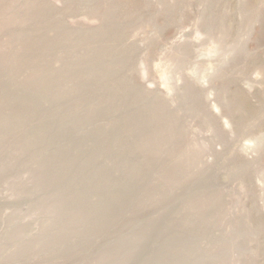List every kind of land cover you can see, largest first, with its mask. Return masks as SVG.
<instances>
[{
	"label": "bare ground",
	"instance_id": "obj_1",
	"mask_svg": "<svg viewBox=\"0 0 264 264\" xmlns=\"http://www.w3.org/2000/svg\"><path fill=\"white\" fill-rule=\"evenodd\" d=\"M106 1L94 2L103 8ZM111 1L106 2L101 15L102 27L80 32L76 26L78 33L57 18L51 1L53 6L43 0H0V38L5 37L0 42V264H62L69 259V264H127L133 260L138 264H203V259L210 263L218 255L223 256L217 264H264L258 260L264 257L262 220L241 217L235 221L240 233L250 225L263 235L256 254L245 261L232 258L233 239L219 236L223 231L216 232L233 217L231 204L225 201L218 177L203 167V148L190 140L185 121L204 104L201 95L191 93L188 86L190 93H184L181 104L177 101L180 106L174 109L168 103L171 100L141 86L133 76L135 49L121 45L123 37L128 39V34H123L126 19L122 21L120 14L116 17L120 8L116 0ZM79 4L84 0H76L74 8ZM67 10L69 14L73 8ZM128 14L136 19L132 23L140 21ZM216 14L217 25L210 28L229 39L233 23ZM55 20L57 38L47 32V24ZM235 35L230 37L238 42ZM227 39L223 41L228 47ZM236 51V58L246 55L243 46ZM222 82L221 97L229 95L222 104L235 120L236 131H243L258 111L231 77ZM204 111L203 121L210 118L216 125L212 113ZM217 127V134L223 137L225 132ZM240 163L229 164L227 169L230 176L246 183L256 172L255 166L249 161ZM4 192H9L5 203L1 201L6 199L1 197ZM26 199L30 205L23 203L28 205L24 212L21 203ZM20 200L21 212L16 204ZM6 205L17 207L10 211ZM3 207L5 214H12L3 217ZM142 210L148 215L130 220ZM147 239L160 248L155 245L145 254L142 244ZM243 247L249 249L248 240Z\"/></svg>",
	"mask_w": 264,
	"mask_h": 264
},
{
	"label": "rangeland",
	"instance_id": "obj_2",
	"mask_svg": "<svg viewBox=\"0 0 264 264\" xmlns=\"http://www.w3.org/2000/svg\"><path fill=\"white\" fill-rule=\"evenodd\" d=\"M43 1H47L48 3H50L51 1L54 4L55 10L57 11V14L59 15L57 18L62 23L65 22L64 25L66 27L75 28V30L78 32V29L76 28V26H78V28H80L79 30H82L80 32H83V30L85 31L86 29L87 30L98 29L99 27L98 25L100 26L102 25L103 19L101 18H104L103 16L106 11L104 10V7L106 9L107 8L106 2L111 1V0H107L106 2H104L105 6H103V8L100 7L102 6L101 3L99 4L96 3L97 5L95 4L94 1H97V0H92L94 3L91 0H90L91 2L89 0L88 1L84 0V4L82 6L80 4L76 5L77 9L74 8L73 6L76 0L75 2L74 0L73 1L72 0H68V1L67 0H43ZM122 1L123 0H121V2L120 0L118 1L116 0L115 5L117 4V8L121 9V11L120 9H118V11L116 12V15L120 14L121 16L119 17H122V16L124 17L122 21L126 19V22H128L131 19L129 18L130 17L129 14L131 13L130 15L132 17L133 15H135V17H137V20H140L137 23H135L136 19L133 17L132 19L135 22L133 21L132 23V19H131L130 26L131 25L133 26H131L130 29H129L130 26H128L129 24H126L124 20L125 22L124 25L125 26L127 25L128 27L123 26V34L124 36L128 34L126 36L131 41L130 43H128L129 42L128 39H125V37H123L121 39V42L123 41L121 45H125L126 47L135 49L136 57H134V65L136 66V72H134L135 74H133V76L136 77V79L139 81L141 86L149 91L157 93L159 96H162L164 99L167 98V101L171 100V103L170 101H168V103L170 104L171 108L174 107V109L180 106L181 104L180 97L181 96L183 97L184 93H188L190 91L191 93L194 92L195 94L198 93L199 95H201L200 96L201 101L204 102V104L202 103L201 106H199L200 108L199 111L195 113V115L197 114L198 115L196 116V118L194 117L195 116L194 115V116L188 117V119L191 118L190 120H185L188 123V124L186 123L187 134L192 142H194V139L196 140L195 141L196 145L198 143L202 145L201 146L200 144H198V146L200 145V147H202L204 150L201 149L200 147L198 148L204 151L203 156H202L203 167L204 168L207 167L209 168V170L211 169L210 171H213L214 174L218 177V183L219 185H221V190H223L225 194V201H228L227 203L229 205L231 204V208H230V206H228V204L226 203V205L229 207V211H230L229 213H232L231 215L233 217H230L229 216L230 214L228 215V213H226L227 216L230 217V218L228 217V220H226L227 222L226 228L224 227L226 225L225 224L226 222H224L221 226L222 228L221 229L219 228L220 230H217L216 232L218 234L221 231H223L219 234V236L224 235V236H228L232 238L233 240H235V241L232 240L233 242V243L231 242L232 245L230 244L231 248H233V250L231 251L232 252L234 251V253H232V258L236 260L245 261L244 260L245 257H246L245 259H247L256 254L255 248H257L258 245L263 241V237H261L263 235L259 231H257L255 227L249 225L247 228L241 229L242 233H240L239 232L240 230L238 231L235 228L234 224H235V221H238L241 217H246L249 220H253V221L257 217V219L262 220L264 224V114L260 115L261 112L264 113V97H263L264 95L262 96L260 95V94H264V69H263L264 68V0H223L225 2L224 3L225 5L222 4L223 1H220V0L213 1V2L212 0H128V3H127V0H124L125 2V5H123L124 7L121 5ZM87 2H89L90 4L88 5ZM113 2H115V0ZM117 2H119L120 4ZM124 2L122 4H124ZM52 3L50 4L53 6ZM211 3L212 4L219 3V4L217 6V4L212 5ZM93 4L94 6H92ZM246 4H248L250 8ZM224 6L227 7V9H222V8H225ZM93 7H97V10L99 9V12L95 11L94 9L96 8H93ZM215 7L216 8L219 7L218 9L219 12L215 9ZM247 7L250 9V11L251 10L253 11L251 12L254 15L251 14L249 11H247ZM64 8H66V10ZM72 8L73 10H70V12L71 11L72 12L71 13L69 12L68 14L67 9H72ZM220 8L222 9L224 13H227L229 15L223 14L222 11L221 13ZM57 9L59 11H63L61 12V14L62 15L66 14L64 15L66 17L62 18L64 16L60 15ZM240 9L242 10L241 11L242 14L240 12ZM64 11L66 12L64 13ZM173 11L174 12L177 11V12L174 14ZM243 11L248 12V15L250 13V16H248L247 13L245 15ZM134 12L136 13L140 12V14L142 13L143 15L142 14L138 15ZM167 12L169 13L167 14ZM165 13L167 15L164 17ZM216 13L222 15L221 17L223 19L228 20L233 23V25L231 26L229 35L232 36V38H234V35H235L234 30H236L235 37H237L236 39H238V42L235 39H231V37L229 36V39L225 38L228 40V42L226 41L225 43L230 42L227 47V44L225 45L223 41L225 39L219 36L222 34L221 33L219 34L218 29L216 28L217 32L215 31V29H211L213 28V25H217V22L215 21V16L217 15ZM127 14L129 17H127ZM118 15L116 16L117 18H118ZM125 15L128 18V20L127 18H125ZM172 15H175L174 18L171 17ZM168 16H169V19L167 18ZM59 17H61V19ZM170 17L173 19L171 20ZM243 19L248 20V21L250 20V22L248 23L247 21H243ZM166 20L169 22L167 23ZM122 21H121V24L124 23V22L122 23ZM236 23L238 25H236ZM47 25H48L47 29L50 28V30L46 29L48 34L51 37H54V36H56L55 38L59 37V35L56 33L57 29L55 27V25H57V21L56 22L52 21V23L50 22ZM243 25L245 26L249 25V27L247 26L245 28ZM126 28L128 29L126 30ZM242 28H244V30ZM52 29L54 30V32L51 31ZM246 29L249 30V33ZM128 31L131 33H129ZM2 39L5 40V37H2ZM2 39L0 40V42L3 43L4 41ZM239 39L241 40V43ZM234 41L235 43H238V44L240 43L239 45L246 48L245 52H246V55L247 54L249 55V57L248 55L247 56L245 55V56L236 58V55H235L237 53L236 49L240 48L241 46L240 47L236 46ZM181 50L182 52L184 51L183 53L184 55L182 54ZM56 54H59V51ZM176 55L177 56L182 55L184 59L181 57L180 58L181 60L183 59V61H181L179 57L178 59ZM175 57L178 60H175L176 59ZM237 57H238V53H237ZM176 61H178L182 65L178 66L179 63ZM244 64L247 66H244ZM140 71H145L144 75H142ZM228 76L233 79L234 81L233 85H235V87L238 86L240 90L241 88H243L242 91L244 92V95L246 96L247 102L249 103L250 106L252 105L251 107H255L254 109L258 111V116H254L255 118L253 117V119L252 118L250 119L251 120L250 121L251 123H249L250 125L246 123V125H248L249 128L246 127V125H244L245 126V128L243 127L244 130L243 131L241 130L240 132L236 131L238 129L236 127L235 120L232 118V116H230V114H228L227 111H225L226 108H224V104H225L224 102H226V99L229 100L228 98H225V97L226 96L229 97V95H225L224 97H221V94L219 92L220 90L219 87H221V84L223 83L222 81L224 80L225 77L228 78ZM187 83L188 85H186ZM188 86L191 87L189 91L187 88ZM182 97H181V100H182ZM223 98L225 99V101H223L224 100ZM177 101L178 102L180 101L179 102L180 104ZM204 110H208L210 113H212V116L216 120V125L217 126L219 125V127L222 126L223 129L222 127L219 128L216 125H213L212 124L213 121H209L210 118L203 121V118H201V114L205 113ZM259 110H262V111H259ZM204 122H206L207 124H204ZM247 122H249V120ZM201 123L204 125H202ZM234 125L236 128L234 127ZM188 126H190L191 128ZM215 126L217 127V129L223 130L225 132L223 137H220L217 134V130ZM188 128H190L189 129L190 133H188L189 132ZM189 134L191 136H189ZM216 134H217V137H216ZM192 135L195 137L193 138ZM243 159L246 161H244ZM242 161L243 163H247L249 161L250 163L248 164H251V165L253 164L252 166H255L256 172L252 173L253 177L249 176L253 178V179L250 178L252 179L251 180L252 182L249 181L250 179L248 180V182L246 181V183H242L240 182V180L237 181V178H234V176L232 175L230 176V173L228 172L227 166L229 164L238 166L242 164L240 163ZM255 161L256 163L254 164ZM2 189L3 190L5 189V191H8V189L5 186ZM8 193L6 192L1 193V197L6 198L5 200L4 199L1 200L2 202L8 200L7 199V197L9 196ZM231 193L234 194V196L236 197L232 196ZM178 195L180 196V192L179 194L176 195L177 198L175 199V201L179 198ZM27 200L28 199L24 201L20 200L16 202V204L18 205L19 202L23 201L21 205H22V208H24V212L27 210L28 205H23V203L25 202L26 204L30 205V202L28 203ZM233 200L235 202H233ZM17 205H14V206L8 205L9 206L8 208L6 205L5 207L8 210H10L9 208L14 207L13 209L15 210ZM238 205H240L241 209L238 207ZM19 206L20 204L18 205L17 209L21 212V210L23 209L20 206L21 208L20 210ZM5 207H3L2 209L3 212H4ZM13 209H12V212H13ZM240 210L242 211L241 214H240L241 212ZM3 212L1 211L2 216L5 214V212L4 213ZM24 212L22 211V213ZM6 214L8 215L9 213L6 212ZM6 214L5 216L7 217ZM143 214H145V216L148 215V213L145 211L143 212V210L138 211V213L130 216V220L141 218ZM152 216L154 217V215ZM142 217H144V215ZM32 224H33V221H32ZM230 226L232 227L231 229L229 228ZM140 227L143 228V226H140ZM137 229H139V227ZM224 230L226 231V234L231 233L232 235L231 234L226 235ZM229 230H231V232H227ZM237 232L239 233L240 236L237 234ZM244 240L245 241L248 240L249 249L247 251H244L243 249L244 242H245ZM258 241H259V244H258ZM145 242H143L145 243V245L142 244L143 245L142 250L145 254L149 253L154 248L155 245H158L157 243L155 244L152 241L150 242V240L148 239ZM150 245L152 246L150 247ZM208 246L209 245L207 244L205 245V247H208ZM157 248H160V246L158 245ZM220 256L222 257L223 255L216 256L215 260L213 261L210 260V263L212 261L213 264H217L216 261L221 258ZM80 257L81 256H79L77 259L81 260ZM69 260L62 262V264H69L68 263ZM258 260L260 261V263H264V257H260ZM202 261H204L203 264L204 263L210 264L209 262H207V259H203ZM137 262L133 260V261L128 262L127 264H138ZM75 264L77 263L75 262Z\"/></svg>",
	"mask_w": 264,
	"mask_h": 264
}]
</instances>
